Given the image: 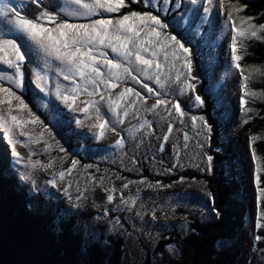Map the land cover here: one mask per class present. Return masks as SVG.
I'll return each instance as SVG.
<instances>
[{
    "label": "rangeland",
    "instance_id": "obj_1",
    "mask_svg": "<svg viewBox=\"0 0 264 264\" xmlns=\"http://www.w3.org/2000/svg\"><path fill=\"white\" fill-rule=\"evenodd\" d=\"M8 1L15 6L20 4L17 0ZM48 1L53 4L55 0ZM58 1L63 2L60 14L71 21L60 23L89 24L101 13L108 14L98 8L91 17L72 16V12L83 13L86 10L71 0ZM101 2L115 3L111 0ZM81 3L95 4L96 0H81ZM174 4L167 13L152 10L162 22L169 19V24L181 35L182 39H179L189 52L184 53L170 39L173 35L167 34L166 29L159 36L141 32V38L147 41L143 48L148 51L141 48L140 55L152 61L150 67L136 61L135 54L129 63L112 53L110 48L101 49L108 59L121 65L109 75V69L101 63L105 81L116 85L109 89L99 85L105 97L103 101L100 99L101 91L93 84L85 85L78 74L69 72L66 64L45 56L20 34L15 28L16 18L11 19L13 23L8 20L0 25V157L4 160L5 170L11 171L16 184L25 193L33 196L40 192L56 203L64 215L78 216L77 230L86 236L98 235L99 229L104 228L106 235L124 237L122 264L143 262L159 241L186 231L185 216L181 211H189L201 219H211L213 214L203 179L178 175L186 171L199 176L208 173L204 171L208 167L204 157L208 130L202 118L193 112L201 105L194 99L192 69L191 78H185L188 69L184 57H190V50H193L206 83L205 91L217 100L215 110L223 108L219 113L213 112L221 134L220 142L223 149L231 146L238 156L234 170L242 188L234 199L245 204L248 212L245 227L235 238L243 250L237 264H249L256 242L260 191L255 182L257 168L250 152V139L239 134L247 94L239 85L242 73L231 64V22L221 17L217 0H203L202 5H193L190 0H182V3L174 0ZM204 9H207L206 14ZM210 9L216 10L215 15ZM44 14L42 23H55L50 27L55 28L58 24L54 21L56 16ZM47 16L54 19L49 20ZM116 20L110 21L114 25ZM241 23L239 20L242 29ZM9 39L20 48L19 55L28 54V59L20 62L24 87L15 93L25 101L23 105L3 91L4 88L11 91L15 87H10L9 77L15 78V70L9 65L17 63V53L7 45L6 40ZM97 59L102 61L103 58L97 55ZM125 67L137 77V81L123 72ZM145 72L151 79L145 77ZM65 76L69 78L65 79ZM144 84L153 88L152 95L147 93ZM186 85H191V88ZM85 88L94 94L88 96ZM126 88L139 91L142 97L128 93L123 99H117ZM64 96L69 98L71 107H87L88 112L70 111L63 101ZM249 96L253 95L250 93ZM73 99L75 104H71ZM157 99L164 103L152 108ZM109 102L120 105L115 108V115L109 109ZM177 102L181 104L184 115L175 112L174 104ZM126 105L128 116L123 114ZM55 114L62 117L59 123L53 121ZM13 117L16 118L15 123ZM118 118L123 124L117 123ZM169 123L173 125L171 133L167 132ZM100 124L105 127L101 129ZM114 126L117 131L112 130ZM5 127L8 132L4 131ZM164 134L169 136V140L164 151L160 152V137ZM120 139L124 141L123 147L116 146ZM201 143L204 148L200 147ZM14 146L19 154L18 164L13 163L17 159L12 155ZM3 154L6 159H3ZM232 164L222 163L221 169L229 170ZM145 166L152 176H165L166 180L178 177L169 184L166 181L161 183L164 180L151 182L143 176ZM170 168L171 171L168 170ZM24 174L30 177L28 182L21 180ZM133 177L139 178L131 179ZM124 184L128 187L125 188ZM107 195H112L113 200L108 201ZM177 247L175 243L166 245L164 253L154 257V264H172L178 258Z\"/></svg>",
    "mask_w": 264,
    "mask_h": 264
},
{
    "label": "trees",
    "instance_id": "obj_2",
    "mask_svg": "<svg viewBox=\"0 0 264 264\" xmlns=\"http://www.w3.org/2000/svg\"><path fill=\"white\" fill-rule=\"evenodd\" d=\"M217 1L221 17L227 19L231 16L230 20L227 19L231 22L232 29L230 53L232 37H236L235 54L240 59L238 61L231 59V64L242 73L239 85L242 92L247 94L239 134L250 139V152L258 169L256 175L260 177V184L259 186L256 184V187L260 191L264 189V30L260 28L264 25V0ZM62 5L63 2L58 0L53 4L48 0H41L39 5L27 0L25 6L18 10L27 18L36 17L34 22L50 28L55 23H42L44 13L55 15L54 21L57 23L71 22L60 14ZM132 10L141 14L151 12L159 17L152 9L126 0V6L119 12L100 15L96 19L116 20L130 14ZM215 11L211 10V14L215 15ZM4 12H8L11 19L16 18L10 7L2 4L0 25L9 20V16L2 15ZM239 20L244 27L242 29L238 24ZM164 23L170 26L166 28L167 34L181 38L169 24V19ZM253 26L256 31L255 37L248 35ZM189 55L192 64V90L205 101L203 106L193 112L202 118L207 130L208 127L212 129L211 132L208 131L207 153L214 157V161L212 172L203 176L188 171L178 175L203 179L210 200V209L218 211L219 216L212 211L211 219H201L189 211H181L185 216L186 231L175 235L176 237L170 236L159 241L153 253L139 264H154V257L162 255L166 245L172 243L178 245L179 251L178 258L172 264H237L242 257V247L235 238L245 227L248 208L234 199L242 188L241 183L235 178L234 169L238 156L231 146L223 149L220 142L221 134L213 117L217 100L205 91L206 83L202 79L196 53L190 50ZM25 58L28 59V54ZM250 93L253 96H249ZM222 109L220 107L215 111L219 113ZM1 146L0 142V148ZM3 157L6 159L5 154ZM222 163L233 164L229 170H223ZM146 169L145 166L143 176L151 182L164 180L161 183L166 181L169 184L178 177L176 175L171 180H166L165 176H152ZM257 212L256 242L250 254L249 264H264V197L261 196V191L257 201ZM77 227L78 216L64 215L56 203L40 192L33 196L25 193L16 184L11 171L5 170L4 160L0 157V264H122L124 237L106 235L104 228L99 229L98 235L86 236L78 231Z\"/></svg>",
    "mask_w": 264,
    "mask_h": 264
},
{
    "label": "snow or ice",
    "instance_id": "obj_3",
    "mask_svg": "<svg viewBox=\"0 0 264 264\" xmlns=\"http://www.w3.org/2000/svg\"><path fill=\"white\" fill-rule=\"evenodd\" d=\"M18 3H23L24 0H17ZM72 3L79 5L81 8L85 9L86 11L83 13L80 12H72L70 15L72 16H93L98 8H102L104 13H114L119 12L126 6V0H116L115 3H102L101 0H96L95 4H88V3H81V0H71ZM131 3H137L143 5L147 9L158 10L160 13H167L171 10V7L175 6L174 0H156V3H153V0H130ZM193 5L197 3L203 4V0H190ZM32 3L39 5L41 0H32ZM182 3V0H181ZM13 11L15 12L16 19L14 21L15 28L19 31L20 34L26 36V38L32 42L35 46L39 48L41 52L47 57H54L57 61L62 64H66L68 66L69 72H73L74 74H78L81 80L84 81L85 85L91 83L93 84L98 91H101L100 99L103 101L105 99L103 95V91L99 89V85H104V89L114 88L116 87L115 84H110L105 81L104 73L101 71V63L105 67L109 69V75H112V70L119 69L121 67L120 64L114 63L111 59H108L106 54L101 49H111L112 53H115L119 56H122L125 61L131 62V57L135 54V60L141 63L146 67H150L152 61L149 59H143L140 55L141 48L143 51H148L147 48H143V45L147 43L146 40L141 38V32L145 31L150 32L154 36H159L161 31L170 26L166 23L162 22V19L159 18L157 15L152 14L151 12H145L141 14L136 10H132L130 14L123 15L122 19H118L115 21L113 25L112 21L108 19H97L89 24H75V23H58L55 28H48L42 27L38 22H34L36 17L27 18L25 15H22L19 10L15 8V5L12 6ZM205 14L207 13V9H204ZM4 16H9L8 12L2 13ZM103 15V13H101ZM47 19L51 20L54 19L51 16H47ZM227 19H231V16L227 17ZM132 21V23H129ZM139 23H135V22ZM9 23H13L9 16ZM261 30H264V25L260 26ZM159 29L160 31H157ZM235 31V29H233ZM248 35L255 37L256 31L255 26H253V30L248 33ZM168 38V37H166ZM175 44L179 45L180 49L183 50L184 53L189 52V48L185 46L184 43H181L180 39L173 35L170 37ZM7 45L13 49L15 53H17V63L10 64V67H13L15 70V78L9 77L10 87L11 85H15L9 91L8 88H4L3 91L8 94L9 97L16 99L19 101L21 105L25 103L24 100H21L19 95H16L17 89H22L24 87L23 79L24 75L22 72V62L25 59L24 55H19L20 48L14 42V40H6ZM135 50V52H134ZM231 59L233 61H238L240 59L236 53V37H232V48H231ZM97 55L102 57V61L97 59ZM184 59L187 61L185 67L188 69V73L186 75V79L191 78V69L192 64L190 58L185 56ZM123 72L127 73L133 81H137V77L133 75L129 68H123ZM145 77H148L147 72L144 73ZM68 76H65V79H68ZM119 79V76H117ZM75 83V81H73ZM157 83L159 81L157 80ZM147 93L149 95L153 94V88L149 87L147 84L143 85ZM186 87L191 88V85H186ZM74 91H76L74 89ZM84 92L88 96H92L94 93L88 91L87 88L84 89ZM128 93H132L134 96L140 98L142 94L139 91L134 90L133 88H126L124 92H121L117 99H123L125 95ZM191 99V97H189ZM195 102L199 105L203 106L205 101L202 99L200 95L195 96ZM63 101L66 106L70 108L72 112H80L83 111L84 113L88 112L87 107H71L69 104V98L67 96L63 97ZM91 103V102H89ZM164 101L157 99L156 104L152 105V108H155L156 105L163 104ZM243 103V100L241 101ZM71 104H75V99L71 101ZM120 107L119 104L113 105L109 102V109L112 110L113 115H115V108ZM174 110L177 113H181L184 115L185 113L181 112V104L175 103ZM99 107H97V114H99ZM124 116H128L129 112L127 111V105L125 106ZM62 117L59 114H55L53 116V121L59 123ZM13 123H15L16 118H12ZM75 122V121H73ZM193 122H195V117L193 118ZM117 123L123 124L122 120L117 119ZM147 123V122H146ZM101 129L105 127L104 124H100L99 126ZM151 127V125H149ZM113 131H117L118 129L114 126ZM211 128L208 127V131L211 132ZM5 132H8L9 129L5 127ZM173 131V125L171 123L168 124L167 132L171 133ZM161 143L159 146L158 151L163 152L165 143L169 140V136L164 134L160 137ZM254 139V137H253ZM184 141L187 143L188 136L187 134L184 135ZM11 142V140L9 141ZM117 147H123L124 141L122 139L116 141ZM201 148H204L205 145L203 143L200 144ZM12 155L17 157L13 163H20L19 154L16 151L15 146L12 150ZM177 155H179L177 153ZM255 153H253V156ZM204 157L206 159L208 167L204 169L206 172H211L213 169V161L214 157L211 154L205 153ZM135 162V161H134ZM179 164V161H177ZM74 166V165H73ZM175 167V165L173 166ZM171 171L172 169H168ZM258 172V169H257ZM63 176V173H61ZM22 181L28 182L30 177L28 174H24L20 177ZM255 182L257 186L260 184V177L256 175ZM124 187L127 188L128 184H124ZM261 196L264 197V189H261ZM106 199L108 201L113 200L112 195H107ZM214 214L218 217L219 213L214 208L211 209Z\"/></svg>",
    "mask_w": 264,
    "mask_h": 264
},
{
    "label": "clouds",
    "instance_id": "obj_4",
    "mask_svg": "<svg viewBox=\"0 0 264 264\" xmlns=\"http://www.w3.org/2000/svg\"><path fill=\"white\" fill-rule=\"evenodd\" d=\"M0 2H3V0H1Z\"/></svg>",
    "mask_w": 264,
    "mask_h": 264
}]
</instances>
